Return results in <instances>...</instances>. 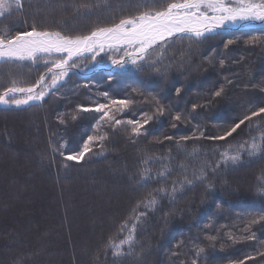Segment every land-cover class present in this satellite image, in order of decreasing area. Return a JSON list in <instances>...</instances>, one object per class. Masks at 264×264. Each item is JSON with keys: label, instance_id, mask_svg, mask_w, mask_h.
<instances>
[{"label": "trees", "instance_id": "1", "mask_svg": "<svg viewBox=\"0 0 264 264\" xmlns=\"http://www.w3.org/2000/svg\"><path fill=\"white\" fill-rule=\"evenodd\" d=\"M149 2L22 0V8L0 15V36L33 26L83 35ZM110 55L119 57L104 53L94 63L106 66ZM45 60L0 64V93L13 78L34 84L47 72ZM53 92L36 104L0 107V264H264V221L248 225L264 217V150L250 156L245 148L237 164L215 167L225 149L235 152L253 138L264 144V117L246 122L227 140L211 139L264 107V27L201 41L175 38L147 62L113 72L69 73ZM112 100L130 103L120 108ZM96 104L109 105L106 111L123 123L97 124L102 113L80 111ZM161 105L163 115L156 111ZM145 114L152 119L144 134L133 135L127 121H142ZM177 114L180 121L173 119ZM88 136L106 139L90 142L79 163L66 160L84 150ZM202 168L204 178L196 179ZM143 169L150 179H140ZM153 196L154 206L141 203L133 213L138 202ZM140 212L139 220L132 219ZM133 224L131 251H105L110 238L118 243ZM229 234L254 238L233 243ZM200 247L204 252L198 253Z\"/></svg>", "mask_w": 264, "mask_h": 264}, {"label": "snow or ice", "instance_id": "2", "mask_svg": "<svg viewBox=\"0 0 264 264\" xmlns=\"http://www.w3.org/2000/svg\"><path fill=\"white\" fill-rule=\"evenodd\" d=\"M17 9L22 8V0H0V15L8 11L11 7ZM87 7L81 5V8ZM253 21L264 22V0H150L149 3L142 5L136 14L124 16L118 22L109 26H97L87 34L83 35H67L59 30L43 29L39 30L33 26L30 31L18 32L14 36L2 35L0 36V63L14 66L18 62L30 60L36 62L39 54L46 55L48 60L47 72L39 77V79L31 85L25 86L22 82L12 79L10 86L0 93V105H14L19 108L22 105H28L30 102H39L53 90L57 89L61 82L68 75L72 68L77 67L76 59L84 56L85 53L91 54V61L95 62L96 57L105 52L120 53L123 55L118 58L109 56L112 64L118 68H124L128 63L137 65L139 61L147 62L150 60L152 53L159 47L161 50L174 38L189 39L201 41L207 38L209 34H213L215 30L222 29L228 25H243ZM254 40L248 41L253 43ZM229 40L225 44V48L232 44ZM126 57V58H125ZM223 65V60L220 61ZM50 74V77H49ZM179 94L180 89H177ZM224 91L221 87L214 93L215 96H221ZM53 94H55L53 92ZM107 98L108 94L102 93ZM130 103L128 100H112V105H118L120 108H125ZM195 108V106H193ZM109 105L96 104L93 107H80L83 112H97L102 113L100 121H107L114 125H119L123 121L115 119ZM157 113L163 115L165 108L161 105L156 109ZM255 117H264V107L250 111L241 119L234 122L221 135L211 137L216 141L227 140L241 129L246 122L253 121ZM152 119V116L145 114V118L140 120H128L127 124L131 125L133 135H143L142 129ZM175 121L181 120V115L177 114L173 117ZM176 125L173 124V127ZM201 135H203L201 133ZM192 138H199L193 136ZM105 136H88L84 143V150L74 154L66 155L65 159L76 161L77 163L85 155L86 151H91L90 142L103 141ZM172 139V137H167ZM183 140L189 137H182ZM264 141V137L261 138ZM103 147V145H100ZM231 147V145H229ZM248 154L255 155L264 150V144L258 142L253 138L252 142L245 141L239 146L235 152H230L225 149L220 153V160L215 164V167H220L221 164L227 166L229 163L237 164L241 159V152L245 150ZM207 167H212L209 163ZM159 175H164L161 172ZM151 177L148 175V169H143L140 173V179L147 180ZM196 179L204 178L203 168L200 174L195 176ZM185 182L191 184L192 181L185 178ZM183 183L181 184V187ZM211 186V185H209ZM159 191L165 192L164 188ZM176 191L175 183L173 185V193ZM264 194V189H260ZM151 196V194H149ZM143 203L145 207L154 206L157 201L153 196L151 199L138 202L133 213H137L140 204ZM144 213L140 212L134 215L132 219L139 220ZM264 221V217L253 218L248 222V225H253ZM127 227V224L121 225V232ZM248 231V227L245 228ZM135 224L129 229V234L125 236L118 243H115L111 238L105 246V251L112 249L113 256L123 255V248L128 247L132 250L135 244ZM254 234L247 237H236L229 234V239L233 243L240 239H253ZM209 241H215L216 237H207ZM214 246V245H213ZM204 252V248H198V253ZM259 255L264 256V252ZM254 257H247L253 259ZM193 264H196L193 261ZM240 264H244L243 261Z\"/></svg>", "mask_w": 264, "mask_h": 264}, {"label": "rangeland", "instance_id": "3", "mask_svg": "<svg viewBox=\"0 0 264 264\" xmlns=\"http://www.w3.org/2000/svg\"><path fill=\"white\" fill-rule=\"evenodd\" d=\"M11 9V8H10ZM9 9V10H10ZM258 22H260V25H263V27H264V22H261V21H258ZM258 24V23H257ZM238 24H236V26H237ZM225 29H227L226 27H224V28H222V29H217V30H215V32L213 33V34H217V33H221V32H223V31H225ZM251 29V28H250ZM213 34H209V35H213ZM208 35V36H209ZM175 38H178V37H174L173 39H175ZM104 53H110V52H108L107 50L105 51V52H103V53H101L100 55H102V54H104ZM116 53V52H115ZM117 54V56H120V55H123V51H121L120 53H116ZM90 55L91 54H88V53H85L84 54V56L83 57H81V58H78V59H76V63H77V67H75V68H72L70 71H69V73H78V74H83V75H87V74H90L91 72H102V71H106V72H113V71H119V70H122V69H125V68H128V67H131V66H133L131 63H128L124 68H118V67H115V66H113V64H112V60L110 61V62H108V64H106V66H103V65H101L100 63L99 64H96V63H94L93 61H92V63L91 64H87V63H85L84 61H86V59L87 58H89L90 59ZM100 55H98V56H100ZM97 56V57H98ZM38 58H40V59H46V60H48V57L46 56V55H38L37 56V59ZM118 58V57H117ZM126 58V57H125ZM45 60V61H46ZM26 61H30V60H26ZM45 61L43 62V63H45ZM32 62V61H31ZM141 61H139L138 62V64L140 63ZM0 64H2V63H0ZM208 67H209V65H208ZM181 68V66H180V64L178 65V69H180ZM97 70H99V71H97ZM202 70H204V69H202ZM68 73V74H69ZM82 76V75H81ZM49 77H50V74H49ZM64 81V80H63ZM62 81V82H63ZM62 82H61V84H62ZM183 96V95H182ZM188 96H183L181 99H184V98H187ZM30 103H32V102H30ZM22 106H27V105H22ZM21 106V107H22ZM13 107H15V106H13ZM130 187H133V186H131V185H129L128 184V189L127 190H129L130 189ZM123 192V191H122ZM113 196V195H112Z\"/></svg>", "mask_w": 264, "mask_h": 264}, {"label": "water", "instance_id": "4", "mask_svg": "<svg viewBox=\"0 0 264 264\" xmlns=\"http://www.w3.org/2000/svg\"><path fill=\"white\" fill-rule=\"evenodd\" d=\"M259 27H263V25H260V22H258V21H253V22H250V23H245L243 25L238 24L237 26L236 25H228V26H226L227 29H225V31H228V30H240V29H250V28H259ZM225 31H223V32H225ZM39 55H43V54H39ZM97 71H99V70H97ZM36 103H38V102H32V103H29L28 105L36 104ZM13 106L14 105H0L1 108H8V107H13Z\"/></svg>", "mask_w": 264, "mask_h": 264}, {"label": "bare ground", "instance_id": "5", "mask_svg": "<svg viewBox=\"0 0 264 264\" xmlns=\"http://www.w3.org/2000/svg\"><path fill=\"white\" fill-rule=\"evenodd\" d=\"M228 31H232V30H228ZM226 32V31H225Z\"/></svg>", "mask_w": 264, "mask_h": 264}]
</instances>
